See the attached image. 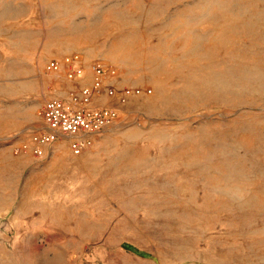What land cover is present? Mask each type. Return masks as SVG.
Segmentation results:
<instances>
[{
    "label": "rangeland",
    "instance_id": "obj_1",
    "mask_svg": "<svg viewBox=\"0 0 264 264\" xmlns=\"http://www.w3.org/2000/svg\"><path fill=\"white\" fill-rule=\"evenodd\" d=\"M94 60L152 92L17 153ZM0 264H264V0H0Z\"/></svg>",
    "mask_w": 264,
    "mask_h": 264
},
{
    "label": "built area",
    "instance_id": "obj_2",
    "mask_svg": "<svg viewBox=\"0 0 264 264\" xmlns=\"http://www.w3.org/2000/svg\"><path fill=\"white\" fill-rule=\"evenodd\" d=\"M48 68L54 72L66 69L71 80L81 76L84 65L80 53H74L67 63L54 58L48 61ZM90 83L73 88L67 97L55 96L44 105V118L47 124L45 130H34L28 138L14 146L17 153L32 152L41 155L44 147L54 141L57 135L70 140L72 150L79 153L93 145L94 134L115 124L119 119V109L110 105L96 104L102 96L118 97L121 103H126L135 95L151 93V88L124 87L118 92L109 78L116 77L118 72L113 66H108L100 60L90 62Z\"/></svg>",
    "mask_w": 264,
    "mask_h": 264
}]
</instances>
